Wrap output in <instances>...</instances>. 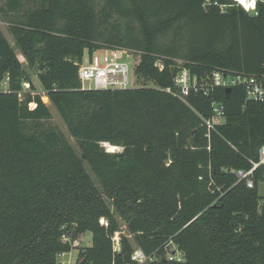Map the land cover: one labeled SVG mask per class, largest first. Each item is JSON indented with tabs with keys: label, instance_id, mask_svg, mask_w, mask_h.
Returning <instances> with one entry per match:
<instances>
[{
	"label": "trees",
	"instance_id": "16d2710c",
	"mask_svg": "<svg viewBox=\"0 0 264 264\" xmlns=\"http://www.w3.org/2000/svg\"><path fill=\"white\" fill-rule=\"evenodd\" d=\"M0 13L15 41L0 27V264H57L73 248L75 264H136L135 247L148 264H264V165L254 188L236 175L264 145V105L236 86L192 92L189 104L164 90L184 67L199 78L261 69L264 12L221 13L204 0H0ZM103 48L137 54L141 83L82 88L79 64ZM19 52L79 152L46 124L52 111ZM213 99L226 122L208 137L201 117ZM87 232L91 245L75 242ZM171 248L185 260H168Z\"/></svg>",
	"mask_w": 264,
	"mask_h": 264
},
{
	"label": "built area",
	"instance_id": "2783aa9c",
	"mask_svg": "<svg viewBox=\"0 0 264 264\" xmlns=\"http://www.w3.org/2000/svg\"><path fill=\"white\" fill-rule=\"evenodd\" d=\"M231 6L240 7L252 15H259L264 12V0H227L226 2L204 0V7L207 10L212 7H218L220 12L224 13ZM130 53L129 50L121 48H103L96 50L91 55L86 54L79 64V79L82 88L126 89L136 87L134 67L132 68L130 63L124 59L129 57ZM174 83V87H168L164 90L187 104H189V97L192 92L202 93L207 96L219 88L225 90L228 87L233 89L236 86L244 90L247 100L264 105V63L261 69L253 73L218 68L205 73L202 78H199L196 73H192L191 70L184 67L175 75ZM24 85L29 87L28 82H25ZM25 90L29 89L25 88ZM19 94L21 95L22 93ZM201 118L208 130L207 136L210 137L213 131L217 132L218 127L226 122L225 104L222 101L213 99L211 101L210 115ZM250 162L251 167L249 169L240 168L236 170V175L239 178L238 182L244 181L249 188H254L256 171L264 165V145L259 149L258 159H250ZM101 222L105 223V219H101ZM64 238L65 240L67 239L66 237ZM120 239V233H116L113 237V248L115 251H119L121 248ZM75 242L79 243L78 240ZM131 257L136 264H148L153 259L139 247H135ZM166 257L168 260L178 262L185 260V254L176 248H171L167 252Z\"/></svg>",
	"mask_w": 264,
	"mask_h": 264
},
{
	"label": "rangeland",
	"instance_id": "374dc122",
	"mask_svg": "<svg viewBox=\"0 0 264 264\" xmlns=\"http://www.w3.org/2000/svg\"><path fill=\"white\" fill-rule=\"evenodd\" d=\"M5 19H6L5 14L0 13V27L3 30L4 34L6 35V37L8 38V40L10 41V43L13 46H15L14 38L9 32L8 22ZM19 58L23 61L24 67L28 71V74L31 77V79L35 85V89H33V91H35V92L37 91V92L41 93V95L43 96V100L49 105V107L52 111V117H51V119L47 120L46 124L48 126L56 127V129L63 132V134L67 137V139L73 144V146L79 152L77 143L71 137L67 125L65 124L64 120L62 119V117L60 116L58 111L56 110L55 106L50 101L49 97L46 95V91L42 88L40 81H39V77L37 76L36 72L29 66V64L25 61V59L23 58V56L21 55L20 52H19ZM124 59L128 63H130L131 67L133 68L135 63H137V61L139 60V56L135 53H130V56L125 57ZM134 79H135L137 85H139L141 83V81L136 80L135 74H134ZM28 85H29V87H27L25 85H24V87L26 89L32 90L29 83H28ZM31 106L34 107V103H31ZM104 146L106 147V149L108 151H121L122 150V147H118L117 149L112 150L110 147H107L105 144H104ZM259 192H260V195L262 196L261 203L264 204V182L260 183ZM123 229H124V232L129 235L125 226H123ZM79 243L83 247L91 245L92 244V234L90 232L85 233L81 237V239L79 240ZM78 253H79V250L77 248H73L70 252H67V253H64L63 255L58 256L57 264H75L77 257H78Z\"/></svg>",
	"mask_w": 264,
	"mask_h": 264
},
{
	"label": "bare ground",
	"instance_id": "6f19581e",
	"mask_svg": "<svg viewBox=\"0 0 264 264\" xmlns=\"http://www.w3.org/2000/svg\"><path fill=\"white\" fill-rule=\"evenodd\" d=\"M104 144H105L107 147H110L112 150H115V149L118 148V146L112 145V144H110V143H108V142H105Z\"/></svg>",
	"mask_w": 264,
	"mask_h": 264
},
{
	"label": "water",
	"instance_id": "95a60500",
	"mask_svg": "<svg viewBox=\"0 0 264 264\" xmlns=\"http://www.w3.org/2000/svg\"><path fill=\"white\" fill-rule=\"evenodd\" d=\"M225 92H226V95L229 96L230 93L232 92V88L231 87L226 88Z\"/></svg>",
	"mask_w": 264,
	"mask_h": 264
}]
</instances>
